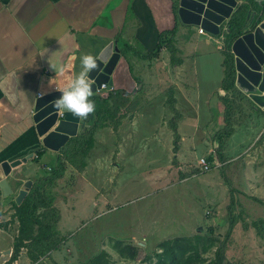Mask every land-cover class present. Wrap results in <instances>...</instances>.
I'll list each match as a JSON object with an SVG mask.
<instances>
[{"label": "rangeland", "instance_id": "rangeland-1", "mask_svg": "<svg viewBox=\"0 0 264 264\" xmlns=\"http://www.w3.org/2000/svg\"><path fill=\"white\" fill-rule=\"evenodd\" d=\"M224 52L219 53L224 56ZM203 78L201 73L197 78L198 83L202 82L201 87L204 86ZM142 91L147 95L154 94L157 87L151 89L145 84L139 92ZM227 92L231 104L227 108L225 103L224 113L209 107L205 127L213 128L202 138L203 144L192 133V108L186 106L184 117L180 119L179 112L171 116L155 105L150 108L147 103L143 116L137 120L140 135L131 137L134 145L128 141L127 156L119 161V170L109 163L94 161L90 164L84 156L87 151L83 153L85 149L75 138L68 144L71 147L67 145L61 149L60 158L44 146L40 148V158L27 171L18 167L8 179L17 190L16 180L26 177L35 183L63 164V176L51 185L48 198L59 214L55 226L58 237L65 241L58 252L41 262H31L27 251L21 250L19 259L9 264H87L102 252L108 254L110 264H154L156 255L161 253L159 246L165 241L191 239L196 235H207L209 230L223 241L232 226L229 217L231 188L235 190V223L227 242L226 256L233 264H264V237L259 236L256 226L264 220V129L257 140L255 136L246 140L238 155L223 154L235 122H244L250 107L245 94L237 90ZM240 100H243L242 107L235 109L234 103ZM173 104V100L167 101V105ZM255 116L264 122L263 114ZM177 122L183 133L191 130L188 133L191 139L182 144L174 128ZM109 152L112 154L97 147L94 159ZM215 152L223 157V163L213 156L210 171L200 173L198 160L207 159ZM76 157H82V162L77 164ZM224 176L231 182V188ZM14 196L2 198L0 206V264L10 260L11 255L6 253H12L17 237L18 224L10 218ZM117 243H121V247L118 248ZM121 250L126 251L125 256H121ZM214 252L212 249L204 255L207 261L213 259ZM131 254L135 256L130 258Z\"/></svg>", "mask_w": 264, "mask_h": 264}, {"label": "crops", "instance_id": "crops-1", "mask_svg": "<svg viewBox=\"0 0 264 264\" xmlns=\"http://www.w3.org/2000/svg\"><path fill=\"white\" fill-rule=\"evenodd\" d=\"M263 1L254 0L255 5L247 2L246 6L256 8ZM174 28L177 30L174 43L180 59L178 65L171 63L166 48L152 60L139 59L133 53L126 57L121 55L112 75V88L97 93L103 97L110 93L114 96L108 102L97 104L99 124L90 144L82 147L85 149L83 153L87 151L84 156L90 164L94 161L109 163L117 167L116 170H119V161L127 156L125 148L130 145L128 141L140 135L141 127L137 120L143 116L147 103L150 108L156 106L171 116L179 112L180 119L184 117L186 106L192 108V133L203 144L202 138L213 128L210 125L205 127L210 110L216 107L224 113V99L227 94L230 96L221 88L225 78V55L219 52L224 50H218L215 41L198 34V28L183 25L172 0H0V162L20 159L35 149L43 148L32 121V111L38 93H42L40 86L44 75L56 77L58 88L63 87L73 71H80L79 57L82 54H91L99 45L111 41L116 42L119 51L122 45L128 44L138 51L152 52L159 34ZM201 46L203 48L199 49ZM50 65L71 66L64 77H58ZM200 73L204 77L203 87L200 86L201 80L200 83L197 80ZM145 84L151 89L157 87V92L149 95L145 91L139 92ZM172 100L173 106L167 105V101ZM247 100L250 104V112L249 109L246 111L248 118L243 119L244 122H235V129L232 126V135L223 151L231 157L240 153L238 150L243 148L246 140L254 136L257 140L264 129L263 120L255 116L264 115V109ZM242 101L234 103L235 109L242 107ZM85 122L89 126V121ZM83 127L79 128L78 136ZM176 129L181 144L191 139L188 135L191 130L183 133L178 122ZM131 144L134 145V140ZM142 146L144 149V144ZM97 147L112 154L97 155L94 159ZM136 148H139L138 142ZM62 150L55 155L60 158ZM82 159L76 157V163ZM28 167L27 164V170ZM22 171L20 169L21 175ZM2 178L0 169V180ZM26 180L25 177L16 183L22 184ZM7 181L15 192L13 195H16L21 185L14 190L8 177ZM2 198L0 192V206Z\"/></svg>", "mask_w": 264, "mask_h": 264}, {"label": "water", "instance_id": "water-1", "mask_svg": "<svg viewBox=\"0 0 264 264\" xmlns=\"http://www.w3.org/2000/svg\"><path fill=\"white\" fill-rule=\"evenodd\" d=\"M172 1L177 17L183 25L200 28L212 37H218L223 28L228 26L227 22L239 15L244 5H248V0ZM231 52L234 56L236 87L257 108L264 109V1L256 8L248 10L243 35L232 45ZM94 53V57L100 58L98 68L89 75L93 95H96L101 91L102 85H107V90L111 89L112 75L117 68L121 54L115 41L95 50ZM75 58L76 55L70 61L72 62ZM57 88V78L44 75L40 86L42 93L36 98L32 111V121L40 143L55 153L65 148L72 139L77 138L79 128L86 124V120L78 119L67 112L61 117L58 115L59 111L52 107V102L60 95ZM35 156L33 152L20 159L0 162V169L4 176L0 180V192L3 198L15 194L7 177L18 167L27 170V164L29 166L34 164ZM33 184L31 179L22 182L13 199L16 205H20L25 200ZM140 247H145V245L140 244ZM6 255H11V251H7Z\"/></svg>", "mask_w": 264, "mask_h": 264}, {"label": "trees", "instance_id": "trees-1", "mask_svg": "<svg viewBox=\"0 0 264 264\" xmlns=\"http://www.w3.org/2000/svg\"><path fill=\"white\" fill-rule=\"evenodd\" d=\"M248 2H252L253 5H255L254 0H248ZM174 10L176 11L175 7ZM248 10L249 6L247 7L244 5L243 10L239 13V15L232 18L228 23L230 32L226 35L224 49L225 78L223 80V85H221V88L226 91L237 90L242 93L235 84L236 73L234 68V56L231 52V47L243 35ZM176 32L177 30L174 28L171 31L160 33L158 43L152 52L138 51L132 46L124 44L120 50L121 55L126 57L128 54L133 53L139 59L152 60L158 57L163 48H166L170 53L171 63L173 65H178L180 63V59L177 57L178 50L174 43ZM118 39L119 38H117V41ZM104 45H99L100 47L98 48L100 49ZM94 54V52L91 53V55ZM113 96V93H110L107 97L97 94L91 98V100L95 103L96 110L87 119V122L89 121V126L85 125L80 132V135L75 138L80 142V146L83 147L90 144L93 132L99 124V107L97 104L104 101L108 102L113 98ZM224 102L228 108L229 104H231V99L229 97H225ZM174 128L176 129V126ZM34 152L37 154L38 158H40V149H35ZM213 156H215L218 162L223 163V161H221L223 160V157H220L218 152L211 154L207 158L209 163L213 161ZM38 158H35L34 162ZM212 166L213 165H211V168ZM63 172L64 166L60 163L58 168L56 170H52L49 176L37 179L29 194L20 205H16L14 200H11L12 214L10 218L11 220L17 222L18 229L17 237L12 245L10 260H8L5 264L13 263L18 260L21 250H26L27 258L31 262L36 263L47 259L53 253L59 251L60 246L65 239L58 237L59 234L55 226L59 220V214L56 209L53 208L48 195L51 185L63 176ZM225 180L226 184L231 188V182L226 177ZM20 185L21 182H17L15 188H19ZM234 191L235 190L231 188V192L233 194L231 197V204L229 206V217L231 219L232 226L223 241H220L219 238L213 236V232L211 230H209V234L207 235H196L191 239L176 238L165 241L159 246L161 253L156 255L157 261L154 264H233V262L227 258L226 253L228 248L227 242L232 235L233 225L235 223L233 214L235 205ZM256 226L259 229V236L264 237V220L260 221L256 224ZM116 245L118 248L121 247V243H117ZM212 249H215L214 257L212 260L207 261L204 255ZM124 252L126 251H120L121 256H125ZM134 256L135 254H131L130 258H133ZM87 264H110L109 256L107 253L102 252L88 260Z\"/></svg>", "mask_w": 264, "mask_h": 264}, {"label": "clouds", "instance_id": "clouds-1", "mask_svg": "<svg viewBox=\"0 0 264 264\" xmlns=\"http://www.w3.org/2000/svg\"><path fill=\"white\" fill-rule=\"evenodd\" d=\"M99 59L91 54H82L79 57L80 71L78 73L73 71L64 86L56 89L60 95L52 102L55 110L70 113L81 120H87L95 112V103L90 99L93 91L89 74L98 68ZM70 66H51V68L56 76L64 77Z\"/></svg>", "mask_w": 264, "mask_h": 264}, {"label": "built area", "instance_id": "built-area-1", "mask_svg": "<svg viewBox=\"0 0 264 264\" xmlns=\"http://www.w3.org/2000/svg\"><path fill=\"white\" fill-rule=\"evenodd\" d=\"M228 33H229V27L228 26L224 27L223 31H221L219 33L218 37H212V35L206 34L202 29L198 28V34L204 35V37H207L208 39L214 40L215 45L217 46L218 50H224L225 49V39H226V35ZM102 89H107V85H102ZM40 95H41V93L39 92L38 96H40ZM58 115L61 117V116H63V113L59 112ZM35 158H38V156H35ZM198 167H199L200 173H207L211 169V164L207 161V159L200 158L198 160Z\"/></svg>", "mask_w": 264, "mask_h": 264}]
</instances>
